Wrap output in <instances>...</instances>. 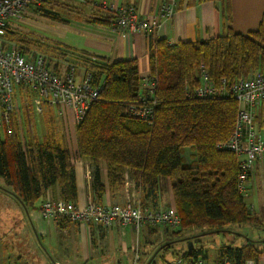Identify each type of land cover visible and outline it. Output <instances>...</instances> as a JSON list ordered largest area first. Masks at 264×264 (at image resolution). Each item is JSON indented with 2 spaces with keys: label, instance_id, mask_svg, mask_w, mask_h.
I'll return each instance as SVG.
<instances>
[{
  "label": "trees",
  "instance_id": "1",
  "mask_svg": "<svg viewBox=\"0 0 264 264\" xmlns=\"http://www.w3.org/2000/svg\"><path fill=\"white\" fill-rule=\"evenodd\" d=\"M61 4L58 0H44L31 5L24 14L65 23L66 11L53 8ZM226 10L228 19V5ZM17 32L20 31L15 26L6 28V37L13 45ZM18 35L21 45L15 44L17 49L26 57L42 53L53 72L60 74L74 64L79 72L90 71L94 82L104 81L98 98L74 127L78 155L94 164L92 185L98 196L105 189L98 165L102 163L111 183L120 182L124 168H129L135 185L147 188L149 193L156 192L161 179L169 180L174 207L180 217L179 230L172 232L175 236L193 229L223 231L229 225L264 227V217L251 211L246 196L239 190L242 160L234 152L216 146L233 130L235 99L187 95L198 85L201 65L215 83L221 78L232 82L256 70L264 72V15L257 29L248 33H236L228 28L222 35L208 40L176 44L152 39L149 75L155 79V88L151 94L142 85L135 60L109 62L103 56L38 34ZM42 48L54 56L40 51ZM60 49L73 53L80 62L56 59ZM60 63L64 69L59 68ZM20 92L23 93L22 87ZM141 94L148 99L147 103L154 101L149 124L125 113L129 105L139 103ZM187 147L193 149L191 163L186 162L182 153ZM0 179L27 208L33 207L44 191L56 183L61 198L74 201L77 197L75 170L65 138L22 142L15 130L3 138L0 135ZM59 222L65 226L69 221ZM262 252L264 245L248 240L239 246H222L220 256L227 254L232 264H245L247 260H257ZM197 253L202 252L192 245L191 250L187 247L175 256Z\"/></svg>",
  "mask_w": 264,
  "mask_h": 264
},
{
  "label": "crops",
  "instance_id": "2",
  "mask_svg": "<svg viewBox=\"0 0 264 264\" xmlns=\"http://www.w3.org/2000/svg\"><path fill=\"white\" fill-rule=\"evenodd\" d=\"M58 1L63 5L61 4L60 7L53 5L54 10L66 11L71 15L69 19L64 16L67 20L65 23L35 18L30 14L25 16L24 22L30 25L29 22H32L30 20L37 21L40 23L37 29L39 32L51 33L45 35L47 39L103 56L109 62L135 60L141 79L150 72L149 48L152 39H163L176 44L208 40L222 35L228 28L236 33H248L257 29L264 15V0H177L175 13L170 18L160 20L154 30L146 32L120 29L112 22L111 17L115 16L114 10L121 6H132L139 17L147 21L157 12L160 0ZM102 2L109 3L112 7L111 11L103 9L100 5ZM227 5L229 7L228 19L226 17ZM66 32H73V41L67 39ZM255 118L258 126L261 129L264 128V106L256 109ZM67 146L71 165L75 170L77 197L74 201L78 205L82 206L89 202L121 204L125 201L127 191L134 190L139 202L150 210L159 206H175L169 180L161 179L157 184L156 192L149 193L147 188L135 185L129 168H124L120 182L111 183L107 169L102 163L98 165L100 180L105 189L98 196L92 185L94 164L85 157L75 158L76 141L73 142V146L68 143ZM192 153L185 154L187 159L184 158L187 163L193 160ZM238 159L243 160V156H238ZM1 187L3 186H0V189ZM246 188L248 193L245 202L251 207L253 213L264 217V161L254 162L247 174ZM46 198H61L60 187L57 183L47 188L33 207L27 208L21 205L29 209L40 233H44L47 226L52 227L59 234L66 236L64 239L68 240L72 247L74 245L77 250L85 252V257H91V250L97 251L98 248L101 256L109 255L115 247H118L117 251L126 258H131V261H134L133 264H135L136 255L138 264L146 256L144 264H155L161 257L163 264H168L175 253L187 249L184 245L190 242L195 248L201 250L208 261L216 263L220 258L221 247L227 244L239 246L251 240L258 241L259 246L264 245L262 244L264 227L249 224L229 225L227 229L215 232L193 229L176 238H173L175 236L172 234L173 231L165 224L143 223L139 231H136L132 224L105 228L101 225H84L69 221L63 226V223L57 222L56 224L54 221L41 218L38 209ZM210 233H215L220 237L219 240L208 239ZM226 233L232 236L231 240H225ZM164 254L170 256L165 258ZM113 256L117 258V254ZM58 263L59 261H56L55 264Z\"/></svg>",
  "mask_w": 264,
  "mask_h": 264
},
{
  "label": "built area",
  "instance_id": "3",
  "mask_svg": "<svg viewBox=\"0 0 264 264\" xmlns=\"http://www.w3.org/2000/svg\"><path fill=\"white\" fill-rule=\"evenodd\" d=\"M44 0H0V135L13 133V119L18 109V90L32 92L35 95V107L41 110L44 105L57 107L67 114L74 123H80L92 102L102 90L104 81L94 82L90 71L79 72L76 65L70 64L60 74L55 73L46 64L45 56L36 53L26 57L14 47L6 37V28L18 26L24 21V12L31 5H39ZM105 10L111 5L102 2ZM177 0H160L157 12L150 20L139 17L132 6H121L114 10L116 25L120 29L152 31L160 20L170 18L175 13ZM142 85L148 94L155 88V79L146 75ZM207 98L216 96H231L237 107L233 130L230 136L216 144L243 156L241 161L243 171L239 175V190L247 195V174L254 162L264 161V128L256 123V109L264 106V72L256 70L249 76L240 77L232 82L221 78L218 82L210 80L207 70L201 65L198 85L188 91L187 95ZM138 104H131L125 113L141 118L148 124L153 119L154 101L148 102L143 94L139 96ZM41 218L59 222L67 220L84 225H101L105 228L132 224L139 231L143 223L150 225H167L172 231H178L180 217L173 206H159L148 209L139 202L134 190H128L125 201L121 204L89 202L78 205L72 200L63 198H46L39 209ZM137 255L135 256V264ZM168 264H232L229 255L220 256L218 262L211 263L203 253L192 256H175ZM245 264H264V252L257 260H247Z\"/></svg>",
  "mask_w": 264,
  "mask_h": 264
},
{
  "label": "rangeland",
  "instance_id": "4",
  "mask_svg": "<svg viewBox=\"0 0 264 264\" xmlns=\"http://www.w3.org/2000/svg\"><path fill=\"white\" fill-rule=\"evenodd\" d=\"M63 16L68 19L71 17L69 13H64ZM111 18L113 24H116V16ZM30 21H32L29 22L30 25H27L26 21H23L19 26H16V30L20 31L17 33L21 35L32 33L46 37L45 35L49 32H39L37 29L40 23L33 20ZM18 34H15L12 40L15 48H17L15 44H18L19 47L21 45ZM66 37L68 40L73 41V32H66ZM44 50L43 48L40 49V51ZM62 50L56 55V59H60L63 62L67 60L70 62H80V59L73 57V53L64 50L63 52ZM45 51L54 56L52 52ZM62 54L65 57H62ZM59 65V68L64 69L63 64L60 63ZM24 92L28 91L23 89V93L20 92L18 94V113L12 117L14 130L19 139L22 142H35L42 141L45 137L65 138L66 143L73 146V142L76 141V128L74 129L76 123L72 122L67 114H64L55 106L44 105L41 110H37L34 102L35 95L32 92H28L26 96ZM192 150L187 147L182 150V153L185 155L188 152H192ZM74 156L75 158H79L78 153H74ZM0 186H3L0 189V264H55L56 261H59L58 264L134 263V261H131V258H126L125 255L117 251L118 247H115L109 255L101 256L98 253V248L97 251L91 250V257H85V252L77 250L74 245L72 247L69 241L64 239L66 236L59 234L52 227L47 226L45 232L40 233L36 222L33 220V215L29 213V209L23 208L19 200L5 188L6 184L2 179H0ZM173 238H176V236H173ZM207 238L219 240L220 237L215 233H210ZM231 238L230 234H225V240L229 241ZM126 240L129 244L127 237ZM184 247L187 248L188 244H185ZM113 254H117L118 259ZM164 255L165 258L170 256L169 254ZM119 259L120 263H118ZM145 259H147V256ZM145 259L140 264H144ZM160 259L155 264H163L162 257Z\"/></svg>",
  "mask_w": 264,
  "mask_h": 264
},
{
  "label": "water",
  "instance_id": "5",
  "mask_svg": "<svg viewBox=\"0 0 264 264\" xmlns=\"http://www.w3.org/2000/svg\"><path fill=\"white\" fill-rule=\"evenodd\" d=\"M188 249L191 250L192 249V243H188Z\"/></svg>",
  "mask_w": 264,
  "mask_h": 264
}]
</instances>
